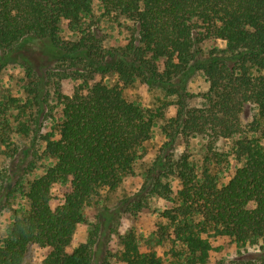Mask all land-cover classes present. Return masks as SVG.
<instances>
[{
	"label": "trees",
	"instance_id": "obj_1",
	"mask_svg": "<svg viewBox=\"0 0 264 264\" xmlns=\"http://www.w3.org/2000/svg\"><path fill=\"white\" fill-rule=\"evenodd\" d=\"M96 2L106 15L133 22L125 47L107 49L86 28ZM63 21L75 38L62 35ZM215 40L226 48L202 56L199 45ZM49 54L69 62L56 72L59 79L80 82L71 95L56 91L58 109L48 102L51 76L38 60ZM10 63L23 65L30 79L32 97L19 113L31 112L13 126L9 111L16 99L0 101V152L12 143L15 128L41 138L43 155L52 161L28 182V207L0 236V264H29L34 244L48 250L40 264H204L213 249L210 239L218 236L245 252L237 263L264 264V0H0V74ZM198 72L210 85L202 106L192 107L187 87ZM108 74L116 76L114 83L103 80ZM137 80L178 96L177 113L163 126L162 152L180 137L204 136L210 150L221 138H232L240 165L220 181L207 166L199 171L186 153L168 163L170 157L159 156V173L174 175L181 188L174 196L162 175L148 178L153 193L173 204L161 212L164 220L153 234L140 239L130 231L113 252L103 242L107 226L98 213L87 240L76 244L87 208L104 189L114 191L134 174L157 118L164 117L126 98L125 89ZM247 104L258 109L249 124L242 119ZM48 118L56 128L40 133ZM56 184L67 188L53 207ZM249 244L257 251L247 252Z\"/></svg>",
	"mask_w": 264,
	"mask_h": 264
},
{
	"label": "rangeland",
	"instance_id": "obj_2",
	"mask_svg": "<svg viewBox=\"0 0 264 264\" xmlns=\"http://www.w3.org/2000/svg\"><path fill=\"white\" fill-rule=\"evenodd\" d=\"M86 22V28L93 30L95 35L101 39L102 46L107 49L123 48L132 38L133 22L123 16L117 18L106 15L99 2L94 4V13L90 18H87ZM62 29V35L65 38H75L68 30L66 21L62 22ZM215 47L226 48V43L222 40H215L199 45L202 56L209 54ZM55 56L49 54L44 58L41 56L38 58L39 61L43 62V67H47L51 76L47 77L46 82L50 94L48 102L53 106L57 104L56 91L71 95L80 83L72 78L59 79L56 72L67 68L69 62L54 60ZM100 78L101 76L97 75L91 81H97ZM103 80L114 83L116 76L108 74L104 76ZM29 82L30 79L26 70L20 63H10L0 74V101L16 99V101H12V107L9 111L11 112L9 116L13 126H17L22 118L24 120L30 119L28 115L31 112L30 108H27V115L23 114L21 117L19 113L20 107L32 97L26 89ZM55 83L60 84L56 86ZM209 85L203 73L198 72L194 75L187 87L188 92L191 94V97L188 98V104L192 107H201L204 102V94L207 93ZM124 94L128 100L134 101L144 108L154 111L161 110L164 117L157 118L151 138L145 143L143 155L135 165L134 174L128 176L116 190H103L101 199L87 208L88 221L81 224L74 235V243L85 242L90 228L96 223V216L99 213L101 222L104 226H107L106 234L102 237L103 242H106L107 247L113 252L120 249L121 237L130 231H133L140 239L150 237L159 222L164 220L161 217V212L173 205L171 201L153 193L149 186L150 181H148V178L153 173L152 180L162 175L156 167L159 156L162 158L165 154V156L170 157L171 159L166 161L168 163L179 159L181 154L186 153L196 163L199 171L207 166L212 174L219 177L220 181L229 180L240 165L234 157L232 138H221L210 150L209 140L204 136H193L189 139L180 137L173 148L162 152L161 150L167 140L163 126L167 123V120L176 115L178 96L168 94L164 89L149 86L140 80L126 88ZM257 115L258 109L255 104H247L242 112L243 122L249 124ZM43 121L40 133L56 128L55 122L51 118ZM31 125L33 128L35 127L32 122ZM13 131L12 143L9 144V147H3L4 150L0 152V236L6 234L15 217L22 214L28 207L27 199L24 196L28 182L43 174L46 166L52 161V159L43 155L45 142L41 138H37L34 132L21 134L15 131V128ZM7 176L10 177V180H6L8 179ZM162 180L171 183L174 196H177V192L181 188L179 179L174 175H162ZM17 182L20 185H18V190H14L13 186ZM66 188L61 184H56L53 187L51 202L53 207L63 201ZM10 189L14 190V193L7 197ZM111 225H114L116 229L114 232L109 233ZM210 240L213 249L209 260L204 264H240L237 262L241 260L245 252L241 254L230 238L218 236L212 237ZM257 248V245L249 244L247 252H256ZM47 252L48 250L45 248L36 244L32 245L27 255V262L29 264H40ZM112 262L113 264H121L114 259H112Z\"/></svg>",
	"mask_w": 264,
	"mask_h": 264
}]
</instances>
